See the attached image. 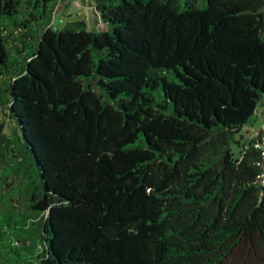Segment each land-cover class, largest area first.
I'll return each mask as SVG.
<instances>
[{
  "label": "trees",
  "instance_id": "1",
  "mask_svg": "<svg viewBox=\"0 0 264 264\" xmlns=\"http://www.w3.org/2000/svg\"><path fill=\"white\" fill-rule=\"evenodd\" d=\"M93 1L0 0V264H264V0Z\"/></svg>",
  "mask_w": 264,
  "mask_h": 264
},
{
  "label": "rangeland",
  "instance_id": "2",
  "mask_svg": "<svg viewBox=\"0 0 264 264\" xmlns=\"http://www.w3.org/2000/svg\"><path fill=\"white\" fill-rule=\"evenodd\" d=\"M93 3V0H58L57 7L51 15V21L53 22L54 20V24L60 25L67 19L83 18L89 27L94 25L99 29L105 28V23L98 18V15L94 10ZM262 8L264 10V5ZM60 18H62L63 21ZM2 100V97H0V124H2V131L8 138H11L12 142L15 143L16 147L20 151H25L23 143L20 140L18 141L16 124L14 120L9 117L7 106L2 103ZM259 131L264 132V93L261 94L253 114L250 116L249 120L242 125L237 136L239 137V135L242 134L244 139H248L255 136V134ZM232 147L233 153L238 154L239 147L237 144L233 142ZM24 156V164L31 166L33 172V170L36 168L34 162L32 161L30 155L26 152L24 153ZM7 180L11 182L10 184H15L20 181L19 176L15 174L5 178L3 181L0 179V192L9 186L6 185ZM12 197L13 199L11 203L15 206V210H22L25 208L24 204L26 197L23 192H17L13 194ZM2 206L3 204L0 200V207Z\"/></svg>",
  "mask_w": 264,
  "mask_h": 264
},
{
  "label": "built area",
  "instance_id": "3",
  "mask_svg": "<svg viewBox=\"0 0 264 264\" xmlns=\"http://www.w3.org/2000/svg\"><path fill=\"white\" fill-rule=\"evenodd\" d=\"M57 7V4L55 5L54 9H53V12L54 10L56 9ZM52 12V14H53ZM61 19V18H60ZM62 20V19H61ZM50 22L52 24H54V20L53 22L51 21V18H50ZM256 145L260 146V151H261V154H260V158L257 160V163L260 165V173H259V176L260 178L262 179V181L264 182V132H262L261 134V138L260 140L256 143Z\"/></svg>",
  "mask_w": 264,
  "mask_h": 264
}]
</instances>
